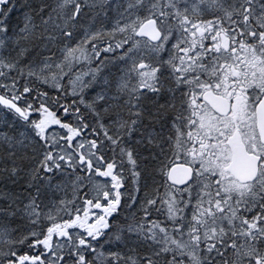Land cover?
Returning <instances> with one entry per match:
<instances>
[{"label":"snow or ice","instance_id":"1","mask_svg":"<svg viewBox=\"0 0 264 264\" xmlns=\"http://www.w3.org/2000/svg\"><path fill=\"white\" fill-rule=\"evenodd\" d=\"M0 264H264V0H0Z\"/></svg>","mask_w":264,"mask_h":264}]
</instances>
